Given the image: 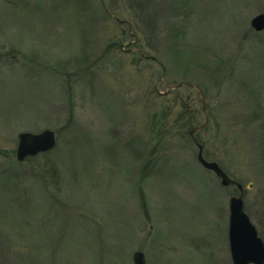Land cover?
<instances>
[{
  "label": "rangeland",
  "instance_id": "rangeland-1",
  "mask_svg": "<svg viewBox=\"0 0 264 264\" xmlns=\"http://www.w3.org/2000/svg\"><path fill=\"white\" fill-rule=\"evenodd\" d=\"M259 14L264 0H0V264H233L239 190L195 142L264 242ZM45 130L55 148L17 161L19 134Z\"/></svg>",
  "mask_w": 264,
  "mask_h": 264
},
{
  "label": "water",
  "instance_id": "water-1",
  "mask_svg": "<svg viewBox=\"0 0 264 264\" xmlns=\"http://www.w3.org/2000/svg\"><path fill=\"white\" fill-rule=\"evenodd\" d=\"M251 27L256 32L264 30V14L255 16L251 22ZM177 87V86H176ZM201 96L203 110L205 111V100L202 90L194 87ZM207 124L204 123L189 134L193 137L194 133L203 129ZM198 147L197 159L199 163L208 171L213 172L224 187L235 186L239 190L238 197H232L229 201V227L228 240L230 256L233 264H264V242L258 236L255 226L244 212L243 208V187L228 177V175L215 162H208L203 158L202 147L196 142ZM56 146V135L51 130H45L38 134L21 133L18 136L16 159L23 162L28 157H35L39 154L49 152ZM133 264H146L144 254L134 252L132 257Z\"/></svg>",
  "mask_w": 264,
  "mask_h": 264
}]
</instances>
